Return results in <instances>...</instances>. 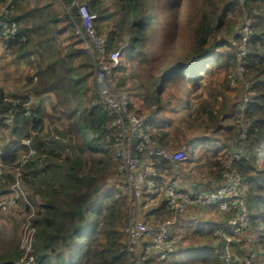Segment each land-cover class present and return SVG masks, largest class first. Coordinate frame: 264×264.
<instances>
[{
  "label": "trees",
  "instance_id": "16d2710c",
  "mask_svg": "<svg viewBox=\"0 0 264 264\" xmlns=\"http://www.w3.org/2000/svg\"><path fill=\"white\" fill-rule=\"evenodd\" d=\"M6 1L0 0V4ZM11 1L14 8L7 17L18 21L20 33L17 38L1 36L0 42L18 58H25L30 67L35 64L34 55H39L37 80L29 74L26 91L36 98L50 94L53 108L58 107L67 121L62 127H54L57 134L46 131L47 111L43 103L33 102L32 114L26 116L23 103L29 100L27 92L7 93L0 85V119L11 107L17 109L9 125L0 123L11 134L3 140L0 133L4 152L0 158L8 167H14L19 165L21 152L36 149V155L22 166L21 175L22 182L35 189L42 199L35 218L36 264H130L125 227L133 215L130 209L134 200L118 171L112 148L114 135L120 130L118 115L98 104L91 105L93 98H100L92 56L83 45L75 47L83 42L82 38L75 39L65 53L57 48L56 36L63 31L59 14L53 11L38 19L35 13L49 3L27 8L21 4L26 1L29 5L30 1ZM64 1L71 4V0ZM83 1L98 15L94 27L98 36L105 37L106 54L130 43V53L122 51L123 63L120 60L115 71L119 86L131 95L128 110L145 117L148 131L167 149L175 150L194 140L200 144L199 152L189 155L181 164L162 156H151L148 162L168 181L186 179L196 183L197 188L216 187L213 181L221 184L228 152L208 164V141L212 137L222 140L229 152L238 148L235 115L240 96L237 92L231 116L234 124L229 127L222 123L228 113L223 112L221 118L218 115L226 105L216 110V99L206 97L200 87L207 82L211 91L208 78L217 74V83L224 86L228 97V74L241 40V26L236 21L242 9L237 0ZM170 2L173 16L167 13ZM249 5L260 9L254 21L253 53L247 57V77L254 89L248 116L255 119L249 133L251 157L237 163V167L249 189L250 229L237 237L232 249L237 261L250 259L251 264H264V0H253ZM193 9L200 17L197 23ZM66 20L68 25H74L69 16ZM75 20L81 23L78 15ZM151 42L158 50L153 56L148 51ZM171 45L175 46L172 50ZM126 58H131L132 64H124ZM136 96L141 104L134 101ZM7 98L21 102L15 104ZM23 139H29V145L22 144ZM6 177L8 183L15 181L11 172ZM140 208L145 225H157L172 215L161 194L150 206ZM214 208L221 215L217 212L209 225L201 250L179 263L178 256L196 246L181 244L172 264H221L219 253L225 242L215 231L226 224L231 212ZM174 233L178 234L175 230ZM76 245L78 248L71 251ZM252 251L254 258L250 257ZM21 256V251L6 250L0 253V264H15Z\"/></svg>",
  "mask_w": 264,
  "mask_h": 264
},
{
  "label": "built area",
  "instance_id": "2783aa9c",
  "mask_svg": "<svg viewBox=\"0 0 264 264\" xmlns=\"http://www.w3.org/2000/svg\"><path fill=\"white\" fill-rule=\"evenodd\" d=\"M253 0H237L241 6L240 18L241 43L236 50L235 63L228 74L231 87L241 85L245 89V96L242 98L237 115L239 124V144L236 150H231L225 159L222 170L223 182L216 187H201L193 190H186L171 180L160 177V173L153 163L148 162L151 156H162L171 159L176 165L185 160L189 155L192 145L183 146L178 150L167 149L159 145L153 138L152 133L147 129L145 117L137 115L128 110L131 95L128 90L119 86L115 77V71L119 67L122 51L129 44H123L112 51L109 55L105 52V37L98 36L94 27V21L98 17L92 11L87 2L72 0L77 14L81 19V27L78 26L77 34L86 41H93L98 52L99 65L96 70V80L100 100L96 104L105 110L115 112L119 132L114 135L115 140L112 148L118 159V171L125 178L134 200L132 208L136 211L139 207L147 208L161 194L165 197L168 208L172 215L157 225L140 226L137 219L132 215L125 227L127 238V251L130 264H166L178 251L182 243L179 235L174 233L177 219L189 206L218 207L223 212H231L226 217V224L217 227L215 234L224 239V248L220 251L221 264H251L249 259L236 261L232 245L238 236L247 233L250 229V208L248 204L249 189L243 184L242 173L237 163L251 157L249 147V133L253 121L245 120L246 112L251 100L252 82L245 77L247 70V57L253 53L250 46L254 34V18L259 15L256 6H250ZM14 8V2L8 0L0 4V37L17 38L20 29L19 23L7 15ZM86 49H91L90 43H86ZM37 80V75H34ZM29 100L23 103L27 109L26 116L32 114V95L27 93ZM97 100V99H95ZM8 102L19 103L20 99L7 98ZM17 109L10 108L8 114L3 116L4 123L11 122ZM137 132V136L136 133ZM22 144L29 145V139H23ZM0 149V154H3ZM36 155V149L21 152L19 165L14 166L17 172L15 181L11 184L19 185L22 175V166ZM0 158V186L6 179L9 171ZM19 179V181H18ZM22 181V180H21ZM0 195V204L15 203L18 197L11 195L8 191ZM147 193L145 200L144 194ZM143 198V199H142ZM11 206V205H9ZM4 207H7L4 205ZM132 210V213H133ZM34 231H35V227ZM33 230V229H32ZM35 232L30 233V241L26 246L25 256L17 260L15 264H36L35 254Z\"/></svg>",
  "mask_w": 264,
  "mask_h": 264
},
{
  "label": "rangeland",
  "instance_id": "374dc122",
  "mask_svg": "<svg viewBox=\"0 0 264 264\" xmlns=\"http://www.w3.org/2000/svg\"><path fill=\"white\" fill-rule=\"evenodd\" d=\"M81 2L85 3V1L83 0H81ZM47 3H49V6H47L45 9L44 8L41 9L40 11H35V13L36 15H38V19L41 15L46 16L48 14H51L53 11L59 14L60 16L59 25H61L63 31L57 34L56 36V46L58 49H60L62 53H65L71 48L70 45L75 39L81 38L77 36V28L78 26L81 27V23L75 20V16L78 14H77V10L75 9L74 3L72 2V0H71V4H67L64 0H30L29 5H27L28 3L26 1L22 2L21 5L27 6V8H35V6L43 7ZM167 10H168L167 13L173 16L171 2L168 4ZM192 12L194 14V23H197L200 19L199 14L196 12V9H193ZM259 12H260V9H259ZM67 16H69L70 20L72 19L74 20V25L72 26L68 25V23L66 22ZM240 18H241V15L240 17H238L236 21L237 24H240ZM255 19L256 18H254V21ZM86 43H90L91 45V49L89 50L87 49V51L85 52L89 53L92 56L93 64H94L93 76H95L97 66L99 65L98 52L95 49V43L93 41H89V40L86 41L85 39H83V42L76 43L75 47H82L83 45L86 49ZM240 43L241 41L239 42L238 46L240 45ZM37 44H39V42H37ZM176 45L177 43L175 44V46ZM175 46L171 45L169 49L172 50L175 48ZM250 46L252 48V43L250 44ZM148 49H149L148 51H149L150 56H153L158 52L157 47L152 42L151 44H149ZM123 50L125 51L124 54L130 53L129 51H131V47H125ZM38 57L39 55L37 54L34 55V59L32 60L35 61V64L29 67L28 62L25 58L20 59L16 55L11 54L5 46L0 48V85L5 88V91L7 93H12V92L13 93L14 92L23 93L26 90H28L26 87L27 76L29 74L30 75L36 74L35 72L37 70L36 60H38ZM121 63H123V57L121 58ZM129 63L132 64L131 58H128V59L126 58L124 64L129 65ZM247 72H248V69L246 70V73H245V77L248 79ZM217 76H218L217 74H213L208 78V80L210 79L211 91L207 87L208 85L207 82H206V85L200 88L202 91H204V94L206 97L212 100L216 99V103L213 104L216 110L219 111V108H221L222 105L224 106L226 105V108L222 110V113L221 112L218 113V111L217 113L219 117L221 118V114L223 117V112L228 111L227 117L222 118V120L224 119L222 123L225 124V126H228L229 124L234 122V118L232 119L231 117L232 116V106L234 104V101L237 99V95L239 93L238 96H240V101H239V105H240L242 98L245 96V89L244 87L242 88L241 85L231 87V83L228 80V86L226 89L227 95H228L227 97L225 95L226 92H225L224 86L223 88H221L219 83H217V80H218ZM221 77L222 75H220V78ZM134 83L135 82H133L132 85H136V83L135 84ZM26 92L32 95L31 97L33 99V102H37L40 100L41 103H43L47 111V115L45 116V121H46V126H47L46 131L50 130L52 133L57 134L54 127L56 125H59L60 127H62L67 121H65V118H63V116L61 115V112H60L61 110H59L58 107L53 108V105H54L53 97L52 96H45V97L41 96V98H39L40 96L39 97L37 96L38 98H36V95H34V93H31L29 91H26ZM97 92H98V87H97ZM253 93H254V89L252 87L251 99H252ZM99 100H100L99 98H93L91 101V105L96 104L97 101ZM33 102H31L30 106H32ZM239 105L237 108H239ZM237 115H238V111H237V114L235 115L236 117L235 121L239 128V124L237 122ZM244 119L245 120L250 119L253 121L255 118L248 116V111H247ZM4 122H5V119H3L2 117L0 119L1 124L9 125L11 123V122H8V123H4ZM3 130L4 129L0 127V133H1L2 139L3 140L4 138L5 140L9 139L11 137L10 131H7V129H5L4 131ZM0 143H1V140H0ZM0 149L2 150L1 146H0ZM189 153L191 155L194 154V147L190 148ZM116 166L118 167V159L116 161ZM7 169L9 170L8 172H11L13 175H16L17 177V174H16L17 172L15 171V167L7 168ZM112 175L116 176L114 172ZM13 182L8 183V178L6 177L5 181L0 186V195L2 194L4 195L7 192V189H9L8 191L11 192V195H13L14 197H18V201H16L15 203L13 202V203H7V204H0V253H3L6 250L13 249L15 251H21L22 257H24L25 253L27 252L26 246L29 244V241H30V233L35 232L33 227H35V218L39 215V210H40L39 206H40V201H42V199L39 194L34 192L35 189H33L32 187L28 185H25L21 180H20L19 185H14L12 188H10ZM133 203L131 204L130 212H132V210L134 209L132 208ZM4 205H6L7 207H4ZM141 213L144 216L143 210H141L140 207L136 211L133 210V216L136 219H140L139 214ZM144 219H145V216H144ZM208 225H209V221L205 220V222L203 223V227L208 229ZM77 248H78V245H76L71 251H75ZM193 251L194 250L183 251L178 256L179 261L183 262L187 256L194 253ZM233 253H234V250H233ZM254 256H255V252L252 251L250 253V257L254 258ZM249 261L251 263L250 259Z\"/></svg>",
  "mask_w": 264,
  "mask_h": 264
},
{
  "label": "crops",
  "instance_id": "0c3cea01",
  "mask_svg": "<svg viewBox=\"0 0 264 264\" xmlns=\"http://www.w3.org/2000/svg\"><path fill=\"white\" fill-rule=\"evenodd\" d=\"M30 1V0H27ZM125 44H129V43H125ZM123 45V44H122ZM4 47L3 44L0 42V48ZM9 51V50H8ZM11 54L12 52L9 51ZM27 66V65H26ZM28 67V66H27ZM30 67V66H29ZM135 84V83H134ZM135 86V85H133ZM43 96H51L50 94H43ZM134 101H136L137 104H141V99L136 96L134 98ZM228 113V111H226ZM229 127L232 126V123L228 125ZM198 141L194 140V141H189L186 142L185 144H183L180 148L181 149L183 146H189L192 145V147H194L196 145V149H194V154L196 155L199 151V145H198ZM208 147L211 150V154L210 157H208L207 161L208 164L209 162L215 158L216 156L219 155H223L224 153L226 154L228 152L229 154V148L228 147H224L222 140L212 137L209 141H208ZM175 149V150H178ZM189 155H191L189 153ZM188 155V157H189ZM169 159V158H168ZM171 160V159H170ZM182 162H180L179 164H181ZM169 178V177H167ZM209 179V178H208ZM215 181L212 182V184L214 186H217V184H219V182L214 183ZM177 183L183 187V189L186 190H193L196 189L198 186L196 183L190 182V181H186V179L181 180L178 179ZM209 187V186H208ZM130 195L132 196L131 192ZM214 207H204V206H189L186 211H184L183 213L180 214V216L177 219V223L175 226V231L178 233L176 235H179L182 239V245L190 246L192 245V243L196 246H192L187 248L186 250H194L191 255L187 256L184 261L193 255H196L201 249V245L205 242L206 237L205 235L207 234V229L203 227V223L205 222V220L209 221V225L211 224V222L214 220V217L217 216V212H219L218 210ZM219 215H221V213L219 212ZM140 219H137L138 223L140 224V226H143V222H144V216L143 214H139ZM218 219V218H217ZM208 225V227H209ZM185 250V251H186ZM174 261L173 258L169 259L166 264H172V262ZM183 261V262H184ZM183 262H179V263H183Z\"/></svg>",
  "mask_w": 264,
  "mask_h": 264
},
{
  "label": "water",
  "instance_id": "95a60500",
  "mask_svg": "<svg viewBox=\"0 0 264 264\" xmlns=\"http://www.w3.org/2000/svg\"><path fill=\"white\" fill-rule=\"evenodd\" d=\"M135 134H136V136H137V132H136Z\"/></svg>",
  "mask_w": 264,
  "mask_h": 264
},
{
  "label": "clouds",
  "instance_id": "9594fccd",
  "mask_svg": "<svg viewBox=\"0 0 264 264\" xmlns=\"http://www.w3.org/2000/svg\"><path fill=\"white\" fill-rule=\"evenodd\" d=\"M129 46H130V43H129Z\"/></svg>",
  "mask_w": 264,
  "mask_h": 264
}]
</instances>
